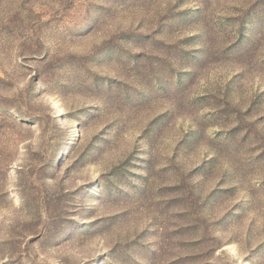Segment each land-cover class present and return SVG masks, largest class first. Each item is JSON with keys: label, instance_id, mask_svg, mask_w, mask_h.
<instances>
[{"label": "rangeland", "instance_id": "rangeland-1", "mask_svg": "<svg viewBox=\"0 0 264 264\" xmlns=\"http://www.w3.org/2000/svg\"><path fill=\"white\" fill-rule=\"evenodd\" d=\"M0 264H264V0H0Z\"/></svg>", "mask_w": 264, "mask_h": 264}]
</instances>
